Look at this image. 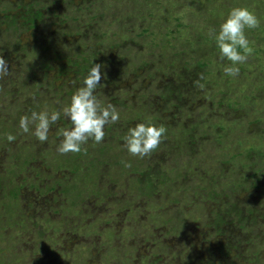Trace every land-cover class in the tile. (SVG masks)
<instances>
[{
	"label": "rangeland",
	"instance_id": "1",
	"mask_svg": "<svg viewBox=\"0 0 264 264\" xmlns=\"http://www.w3.org/2000/svg\"><path fill=\"white\" fill-rule=\"evenodd\" d=\"M33 1L0 0V264H264V0ZM238 6L260 23L231 78L209 32ZM60 54L102 64L120 113L78 153L57 152L63 115L45 142L18 127L82 86ZM146 120L166 132L138 158L124 137Z\"/></svg>",
	"mask_w": 264,
	"mask_h": 264
},
{
	"label": "clouds",
	"instance_id": "2",
	"mask_svg": "<svg viewBox=\"0 0 264 264\" xmlns=\"http://www.w3.org/2000/svg\"><path fill=\"white\" fill-rule=\"evenodd\" d=\"M259 19L247 7H233L219 25V29L209 32L215 42L221 61H227L222 69L227 77L235 78L240 74V65L244 64L252 53L246 30L259 26ZM103 65L93 63L88 70L82 86L71 96L70 103L59 110L31 111L30 115L20 117L18 127L23 133L34 135L40 142L48 140L50 128L61 116L66 117L71 128H65L61 135L62 140L57 146V152L67 154L78 153L89 140L100 143L105 137V127L115 124L120 119V113L112 104L102 105L96 90L101 84ZM9 74V65L3 56H0V78ZM205 79L203 75L200 80ZM195 84L203 88L199 80ZM166 129L146 120L137 123L128 129L124 137V147L128 153L138 158H144L153 152L162 141ZM12 142L15 136L7 135ZM130 167V163H125Z\"/></svg>",
	"mask_w": 264,
	"mask_h": 264
},
{
	"label": "trees",
	"instance_id": "3",
	"mask_svg": "<svg viewBox=\"0 0 264 264\" xmlns=\"http://www.w3.org/2000/svg\"><path fill=\"white\" fill-rule=\"evenodd\" d=\"M2 2H0V4H1ZM38 3V1H36V0H34L33 1V3H31V6H33V5H35V4H37ZM6 6H7V4L6 3H4ZM37 8H39L40 9V7H37ZM32 10V12L35 14V13H39L40 11H37V9L36 8H32L31 9ZM7 11H9V7L8 8H6V7H2L1 9H0V19L2 20V16H1V14H3V17H5V18H9V13H7ZM33 17V15L31 14V12H30V16H29V19H31ZM36 17V16H35ZM34 17V20L37 18H35ZM33 19V18H32ZM3 22H8L7 23V26L9 27L10 26V28H12L11 30V32H12V34L13 35H15L13 32L14 31H20V30H23V29H25V28H27V27H29L30 26V23H21V24H19V22L17 21V19H16V17H13L10 21L8 20H4ZM9 22H10V24H9ZM1 26V25H0ZM21 26H23V27H21ZM8 30H10L9 28H7ZM13 29H14V31H13ZM9 37H5L4 39H8ZM11 40V39H10ZM17 40L18 39H13V40H11L10 42V44L8 45V47H9V49H10V47L12 46V45H15L16 44V42H17ZM7 45V44H6ZM5 47V46H4ZM5 48H7V47H5ZM60 56V58H65V62L68 64V65H71V66H75V67H78V70L75 72V74H77V75H80V76H82V80L81 81H78V82H83V80H84V78H85V76L87 75V72H88V70L91 68V67H88L89 69L88 70H86V66L85 65H81V62L82 61H79L77 58H75L74 59V61L71 59V57H67L66 55H62V54H60L59 55ZM97 58V57H96ZM82 60H84V61H86V62H88V59H82ZM93 61H91V62H88V66H92L93 65ZM59 66V71L60 72H62L63 71V69H62V67L63 66H61V63L58 65ZM183 68V67H182ZM185 69H188L187 67H184ZM65 69V68H64ZM177 92H179L181 95H185L182 91H177ZM140 96H142L141 95V93H140ZM180 98H181V100L182 101H184V98L183 97H181V96H179ZM137 99H140L139 97H137ZM145 102H146V99H145ZM172 104H173V102H172ZM150 108V107H149ZM1 129V128H0ZM2 135V133L0 132V136ZM78 221V220H77ZM73 222H75V221H73ZM79 222V221H78ZM76 225V227H74L73 226V228L74 229H76V228H80L81 227V223L79 222V223H76L75 224ZM238 236H244V235H238ZM244 237H246V236H244ZM238 242H243V239L242 238H238ZM191 255H195L196 256V251L195 252H193V253H191ZM233 256V255H232Z\"/></svg>",
	"mask_w": 264,
	"mask_h": 264
}]
</instances>
